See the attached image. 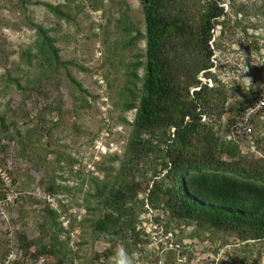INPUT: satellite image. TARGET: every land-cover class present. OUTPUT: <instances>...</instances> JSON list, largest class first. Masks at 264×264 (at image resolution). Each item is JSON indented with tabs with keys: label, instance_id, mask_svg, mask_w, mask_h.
<instances>
[{
	"label": "rangeland",
	"instance_id": "374dc122",
	"mask_svg": "<svg viewBox=\"0 0 264 264\" xmlns=\"http://www.w3.org/2000/svg\"><path fill=\"white\" fill-rule=\"evenodd\" d=\"M27 1L24 6L20 0H0V113L6 125L14 124L0 131V163L21 193L8 211L9 221L0 220V264H91L93 254L108 248L115 254L118 249L108 235L94 234L90 221L104 211L93 195L95 183H108L117 173L120 160L111 157H123L131 134L124 119L130 121L134 112L121 108L128 98L127 63L139 56L144 61L146 45L141 38L122 47L128 38L123 27H132V34L145 33L142 4L140 0ZM45 3L60 5L71 20L57 18ZM222 5L224 25L215 29L212 38L217 81L210 82L226 98L225 112L215 126L220 136L227 115L248 103L245 96L257 76L264 100V0H224ZM29 23L50 29L59 58L71 62L66 72L80 88L68 80L63 68L56 72L57 86L43 83L45 95L27 96L16 86L17 82L27 87V80L35 81L41 73L36 59L27 64L23 58L26 50L34 52L36 34ZM143 73L140 68L138 75ZM21 111L29 118L15 116ZM258 121L253 139L245 138L239 154L253 153L264 160V111ZM34 128L35 135L29 133L23 145L21 140ZM158 163L142 160L135 173L142 191L131 207L141 241L128 254L132 264H264V239L241 242L233 235L176 222L161 208H151L145 189L151 187L154 170H160ZM51 181L57 193L48 197L45 187ZM48 204L64 208L58 222L68 230L72 227L70 233H58L71 249L63 261L48 255L33 258L19 247V235L36 240L43 222L45 231H57L44 217ZM116 261L118 252L96 264Z\"/></svg>",
	"mask_w": 264,
	"mask_h": 264
},
{
	"label": "trees",
	"instance_id": "16d2710c",
	"mask_svg": "<svg viewBox=\"0 0 264 264\" xmlns=\"http://www.w3.org/2000/svg\"><path fill=\"white\" fill-rule=\"evenodd\" d=\"M20 1L24 6L28 3L27 0ZM140 2L145 33L132 34V27H123L128 38L122 47L141 38L145 39L146 45L144 61L139 56L127 63L129 71L124 89L128 98L121 108L125 112H134L130 121L124 119L131 134L123 157H111L120 160L117 173L108 183H95L93 195L104 211L90 221L92 232L108 235L118 249L115 254L111 248L93 254L91 264L112 259L122 245L127 254L132 253L133 247H138L141 240L131 204L142 191L135 173L145 159L158 160L160 165V170H154L151 177L150 189H145L151 208H161L176 222L193 223L196 228L233 235L241 242L263 240L264 160L254 158L253 153H248L249 156L239 154L245 138L251 136L248 142L253 139L264 111L263 87L258 76L245 96L246 100L250 98L246 106L242 104L234 114L227 115L223 135H218L215 129L225 112L226 98H221L225 96L223 89L221 92L220 87L210 84L212 80L217 81L212 71L216 68L212 38L215 29L224 25L220 20L226 15L222 5L224 0ZM45 5L57 18L71 20L70 14L60 5ZM29 25L36 34L34 52L26 50L23 58L27 64L36 59L41 73L35 81L27 80V87L17 82L16 86L27 92V96L31 92L45 95L43 83L57 86L55 75L58 68H63L68 80L80 88V83L66 72V66L71 62L59 58L50 29L36 23ZM114 54L111 49L110 55ZM140 68L144 69L142 76L138 75ZM261 101V108L245 118L247 111ZM15 116L29 118V113L21 111ZM0 127L2 132L14 124L6 125L4 115L0 113ZM35 132V128L31 129L23 139L20 132L16 131V134L25 145L29 133L34 136ZM14 181L11 186L19 194L18 201L21 193ZM45 189L48 197L57 193L53 181ZM5 192L0 180V198ZM65 213L62 207L46 205L44 217L49 218V225L57 231H45L43 222L36 240H29L21 233L18 240L22 252L33 258L48 255L58 261L66 259L71 249L58 234L72 228L70 226L68 230L58 222ZM119 239L122 245L116 242Z\"/></svg>",
	"mask_w": 264,
	"mask_h": 264
},
{
	"label": "built area",
	"instance_id": "2783aa9c",
	"mask_svg": "<svg viewBox=\"0 0 264 264\" xmlns=\"http://www.w3.org/2000/svg\"><path fill=\"white\" fill-rule=\"evenodd\" d=\"M261 106H262V101L259 102L254 109H249L246 113L245 118H247L251 113L255 112ZM0 180L3 183L5 191H6L4 196L0 198V220L4 221V223H7L9 221L8 211L12 207V205L15 204L16 199L18 198L19 194L12 189V186H11L12 180H11L10 173L2 165H0Z\"/></svg>",
	"mask_w": 264,
	"mask_h": 264
},
{
	"label": "clouds",
	"instance_id": "9594fccd",
	"mask_svg": "<svg viewBox=\"0 0 264 264\" xmlns=\"http://www.w3.org/2000/svg\"><path fill=\"white\" fill-rule=\"evenodd\" d=\"M119 255V264H132L131 258L128 256L126 251L123 248L118 250Z\"/></svg>",
	"mask_w": 264,
	"mask_h": 264
}]
</instances>
